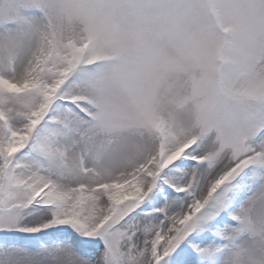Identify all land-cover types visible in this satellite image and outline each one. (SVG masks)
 I'll return each instance as SVG.
<instances>
[{
  "label": "snow or ice",
  "instance_id": "1",
  "mask_svg": "<svg viewBox=\"0 0 264 264\" xmlns=\"http://www.w3.org/2000/svg\"><path fill=\"white\" fill-rule=\"evenodd\" d=\"M0 264H264V0H0Z\"/></svg>",
  "mask_w": 264,
  "mask_h": 264
}]
</instances>
